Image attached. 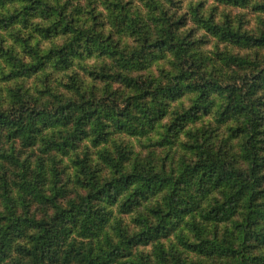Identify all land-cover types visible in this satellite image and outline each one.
Instances as JSON below:
<instances>
[{
    "label": "clouds",
    "instance_id": "obj_1",
    "mask_svg": "<svg viewBox=\"0 0 264 264\" xmlns=\"http://www.w3.org/2000/svg\"><path fill=\"white\" fill-rule=\"evenodd\" d=\"M264 0H0V264H264Z\"/></svg>",
    "mask_w": 264,
    "mask_h": 264
},
{
    "label": "trees",
    "instance_id": "obj_2",
    "mask_svg": "<svg viewBox=\"0 0 264 264\" xmlns=\"http://www.w3.org/2000/svg\"><path fill=\"white\" fill-rule=\"evenodd\" d=\"M257 179L259 180V179H264V178H259V177H258Z\"/></svg>",
    "mask_w": 264,
    "mask_h": 264
}]
</instances>
